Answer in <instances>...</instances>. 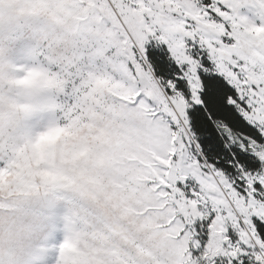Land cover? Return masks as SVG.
Returning a JSON list of instances; mask_svg holds the SVG:
<instances>
[{"label": "snow or ice", "instance_id": "6c2138e0", "mask_svg": "<svg viewBox=\"0 0 264 264\" xmlns=\"http://www.w3.org/2000/svg\"><path fill=\"white\" fill-rule=\"evenodd\" d=\"M0 264H264V0H0Z\"/></svg>", "mask_w": 264, "mask_h": 264}]
</instances>
